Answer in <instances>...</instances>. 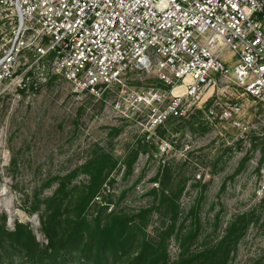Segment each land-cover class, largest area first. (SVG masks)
Instances as JSON below:
<instances>
[{
    "label": "rangeland",
    "instance_id": "374dc122",
    "mask_svg": "<svg viewBox=\"0 0 264 264\" xmlns=\"http://www.w3.org/2000/svg\"><path fill=\"white\" fill-rule=\"evenodd\" d=\"M236 60L230 50L222 55L230 68ZM48 65L0 97L1 227L14 232L20 225L41 247L48 244L45 202L71 172L65 190L79 193L89 180L85 164L103 153L112 171L82 215L103 218L114 210L140 222L147 211L148 239L174 224L165 238L169 262L181 251L224 242L226 264H264V197L256 194L264 164L262 104L242 87L220 83L164 118L172 96L154 72L130 71L121 83L90 93L51 76ZM235 101L244 130L219 120ZM76 198L65 199L52 220L57 238L65 236ZM17 248L8 257L0 247V263L30 264Z\"/></svg>",
    "mask_w": 264,
    "mask_h": 264
},
{
    "label": "built area",
    "instance_id": "2783aa9c",
    "mask_svg": "<svg viewBox=\"0 0 264 264\" xmlns=\"http://www.w3.org/2000/svg\"><path fill=\"white\" fill-rule=\"evenodd\" d=\"M44 61L51 76L90 93L130 71L154 72L172 96L164 118L220 83L264 106V0H0V97L31 71L40 76ZM241 112L231 102L219 120L244 130ZM257 181L261 198L264 164Z\"/></svg>",
    "mask_w": 264,
    "mask_h": 264
},
{
    "label": "trees",
    "instance_id": "16d2710c",
    "mask_svg": "<svg viewBox=\"0 0 264 264\" xmlns=\"http://www.w3.org/2000/svg\"><path fill=\"white\" fill-rule=\"evenodd\" d=\"M107 163L110 166L105 168ZM85 167L89 180L80 189L81 193L70 196L73 191L65 190L66 182L69 183L75 175V172H71L60 180L56 194L45 202L50 209L49 214L44 216L48 244L41 247L31 233L20 225L14 232H7L0 226V247L5 256H11L18 245L20 257L30 264H226L227 251L224 242L199 252L181 251L176 261L169 262L165 238L172 233L174 224L169 225L154 239H148L142 232L147 211H141L140 222L114 210H110L103 218H87L82 215L96 196L105 177L112 171L113 162L108 155L96 153ZM68 197H77L76 212L69 221L65 236L57 238L53 234L52 220ZM20 227L25 232L23 238L20 237ZM137 239L139 243L134 250L133 245ZM4 240L10 242L4 244ZM7 264H12V261L9 260Z\"/></svg>",
    "mask_w": 264,
    "mask_h": 264
},
{
    "label": "bare ground",
    "instance_id": "6f19581e",
    "mask_svg": "<svg viewBox=\"0 0 264 264\" xmlns=\"http://www.w3.org/2000/svg\"><path fill=\"white\" fill-rule=\"evenodd\" d=\"M175 91H179V88H176Z\"/></svg>",
    "mask_w": 264,
    "mask_h": 264
}]
</instances>
